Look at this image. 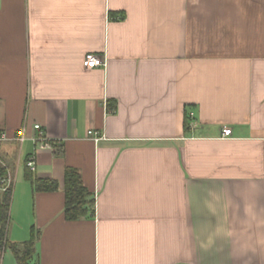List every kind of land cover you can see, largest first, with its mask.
Wrapping results in <instances>:
<instances>
[{"label": "crops", "instance_id": "obj_1", "mask_svg": "<svg viewBox=\"0 0 264 264\" xmlns=\"http://www.w3.org/2000/svg\"><path fill=\"white\" fill-rule=\"evenodd\" d=\"M22 130L0 159L29 264H264V0H0V132ZM66 167L90 217L64 218Z\"/></svg>", "mask_w": 264, "mask_h": 264}, {"label": "trees", "instance_id": "obj_2", "mask_svg": "<svg viewBox=\"0 0 264 264\" xmlns=\"http://www.w3.org/2000/svg\"><path fill=\"white\" fill-rule=\"evenodd\" d=\"M185 127L188 123L185 121ZM26 167V166H25ZM6 177L4 167H0V180ZM24 179L28 181L35 191L52 192L57 190L58 183L54 179L38 178L25 168ZM63 215L67 221H76L90 217L94 211V195L83 184L77 169L66 167L63 175ZM11 201V186L1 190L0 183V245L10 249L15 257L16 264H29L35 255V244L40 232L34 228L30 231L27 241L12 243L7 238L9 225V208Z\"/></svg>", "mask_w": 264, "mask_h": 264}, {"label": "built area", "instance_id": "obj_3", "mask_svg": "<svg viewBox=\"0 0 264 264\" xmlns=\"http://www.w3.org/2000/svg\"><path fill=\"white\" fill-rule=\"evenodd\" d=\"M82 65L85 68H95V67H100L105 65V61L102 57L94 54V53H87L85 54ZM189 116L192 118L193 113H189ZM190 127H194L195 124L191 122L189 124ZM34 129L37 131L36 135L32 138L34 141L36 147L38 150H48L52 148V142L51 140L45 135L44 131L40 127V125L35 124ZM23 130L20 132L19 135L17 136H8L5 132H0V142L2 141H8V140H17V141H23L24 140V135H23ZM93 134L94 140H97L100 136L96 132H92V130L88 131V135ZM221 134L223 137H228L231 135V129L224 127L221 131ZM34 157H29L28 160L25 162V166L28 167L29 169L33 170L34 169ZM0 167H4V164L2 160L0 159ZM1 183V190H5L6 188L9 187V180L7 176L5 178H2L0 180Z\"/></svg>", "mask_w": 264, "mask_h": 264}]
</instances>
